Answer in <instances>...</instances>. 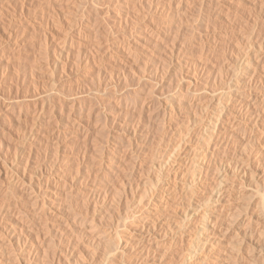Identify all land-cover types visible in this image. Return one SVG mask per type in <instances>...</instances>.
I'll return each instance as SVG.
<instances>
[{
  "label": "bare ground",
  "instance_id": "6f19581e",
  "mask_svg": "<svg viewBox=\"0 0 264 264\" xmlns=\"http://www.w3.org/2000/svg\"><path fill=\"white\" fill-rule=\"evenodd\" d=\"M120 1L79 0L76 5L71 0H0V118L22 121L14 154L0 164V187L6 182L0 195V264H63L65 260L67 264H264V0H225L227 5L221 0L137 2L142 5L146 1V8L118 6ZM210 6L215 16L207 12ZM30 7L36 8L33 20L25 19V24L17 21L20 10L21 14H31ZM44 16L51 17V25L61 16L68 21L60 39L52 44L56 52L53 60L46 52L44 57L37 56L40 48L38 53H30L40 47L37 40L34 43L38 46H31L34 49L27 45L30 34L40 25L39 18ZM194 20L204 23L207 30L200 26L206 30L201 32ZM104 22L110 31H105ZM191 28L200 31L198 38L196 29L193 33ZM103 29L114 38L107 41ZM190 29L194 34L191 37L198 39V54L191 57L184 55V39L180 44L174 40ZM90 34H95L97 43L104 34L106 43L94 46L91 54L86 48L73 59V38L77 35L78 40L82 36L87 40ZM143 41L156 49L151 45L144 49L139 44ZM137 47L153 59L142 75L137 73L146 82L137 92L138 104L132 102L133 108L148 113L147 120L140 115L146 120L147 131L132 120L122 126L117 123L123 131L111 132L116 121L112 111L127 112L122 109L131 104L125 103L126 91L122 86L123 91L119 90L120 84L114 82L119 91L112 83L111 90L103 87L93 93L83 87L70 88V95L63 97L68 108L65 116L60 114L43 130L42 121L55 97L29 101V91L24 86L19 88L22 81L20 85L15 81L21 74L16 73L19 67L12 68L15 61L22 63L24 54L33 57L30 74L38 70L57 74L71 64L77 71L95 64L94 59L100 57L99 61L112 60L114 71L111 64L107 68L112 74L132 75L139 63ZM11 69H16V75ZM26 74H22L23 79ZM172 80L176 85L173 83L174 91L169 90V94L164 88ZM92 87L88 90H94ZM101 117L105 119L103 125L98 123ZM110 119L115 121L110 123ZM94 126L98 128L95 131ZM104 127L105 137L101 135ZM93 132L111 141L103 146L100 137L103 144L99 142V154L94 151L90 157L88 152L89 164L86 158L84 165L90 169L77 165L86 174V185L82 180L81 187L77 180L84 173L71 169V165L63 167L62 146H67L63 144L70 137H80L88 145ZM8 133V127L0 126V143ZM110 133L112 139L108 138ZM43 140L54 155L51 161L48 153L49 166L43 162L46 170L38 169L37 160L32 159L33 143L44 144ZM4 166L7 169L1 171ZM78 194L83 203L74 207L71 203L79 200ZM63 201L66 204L62 205ZM50 239L60 243L52 253L47 251L50 245H45ZM81 250L84 254L79 258ZM47 254L51 257L46 262Z\"/></svg>",
  "mask_w": 264,
  "mask_h": 264
},
{
  "label": "rangeland",
  "instance_id": "374dc122",
  "mask_svg": "<svg viewBox=\"0 0 264 264\" xmlns=\"http://www.w3.org/2000/svg\"><path fill=\"white\" fill-rule=\"evenodd\" d=\"M72 2H73V4H76L77 5V3H78V1L77 0H71ZM81 1V0H80ZM104 1H107V0H104ZM133 1V2H132ZM139 0H121L120 2H118V6L120 5H123V4H128L131 8L132 7H134V8H137V7H141V6H144V8H146V5H144V4H146L145 2H143V4L142 5H140L139 3H137ZM228 1V0H227ZM227 1H225V0H221V3L222 2H225V5H227L226 4V2ZM140 2V1H139ZM133 3V4H132ZM79 4V3H78ZM96 4V3H95ZM135 4V5H134ZM138 6H137V5ZM136 6V7H135ZM209 8V7H208ZM29 9V12H31V14L30 13H28L27 14V12L25 13V12H23L24 13V15H23V13L21 14V10H20V12L18 13V15L16 16V19H17V21H20L21 22V20H22V23L23 24H25V22H26V20L28 21V20H33V18L35 17L34 16V14H35V9L36 8H33V7H30V8H28ZM24 10V9H23ZM31 10V11H30ZM47 10V9H46ZM210 10V11H209ZM207 12H212L213 13V11H212V9H211V6H210V9H208V11ZM19 14H21L20 15V18H19ZM212 15H214V13L212 14ZM12 16V15H11ZM215 16V15H214ZM23 18V19H22ZM29 18V19H28ZM39 18V17H38ZM46 18H48V17H41V18H39V19H42V20H39L38 22H39V24L40 25H38L37 26V28L35 29V30H33V32H35L36 33V35H35V33L33 34V36H32V33L30 34V37H29V39H31L33 42H31V40H29L28 39V42H27V45L29 46V49L30 50H32V49H34L35 47H37L38 46V44H36V43H34V42H37L38 41V43L40 44L41 43V45H43V46H45V47H43L42 49H41V45H40V47L38 46V48H35L33 51H30V53L31 52H34V51H36V50H38L39 51V48H40V54L38 53V51H36V53H38L37 54V56H39V55H41V56H46V55H44L45 54V52H46V54H47V57H48V59H50V60H53L54 58V56L56 55V52H55V49H54V47L55 46H53L54 45V43H56L57 42V40L58 39H60L59 37H60V35H61V31H64V29H65V27H67V25L66 24H68V21H66V16H61L60 18H61V20H64V21H62V23H61V20L60 21H58V22H60V24L58 23V22H56V23H53V24H56L55 26L52 24H50V23H52V21H50V18H48L49 20H47ZM19 19V20H18ZM26 19V20H25ZM47 20V21H46ZM52 20V19H51ZM47 22V25H45V27H44V24H46V22ZM66 21V22H65ZM195 21H196V23H195ZM40 22H42V23H40ZM141 21H139V23H140ZM30 23V22H29ZM106 22H104V24H105ZM141 23H143V21L141 22ZM199 23H201V22H199V20H194V24H196L195 26L202 32H205L206 30H207V26H204V23L201 25V24H199ZM43 24V25H42ZM144 24V23H143ZM143 24H140V25H143ZM193 24V23H192ZM199 24V25H198ZM206 25V24H205ZM47 26V27H46ZM51 28H50V27ZM65 26V27H64ZM105 26H106V29H105V31L106 30H109V28H108V26H107V24H105ZM204 27V28H206V30L204 29V28H201V27ZM54 27V28H53ZM194 27V26H193ZM39 28H40V30H39ZM47 28H48V30H49V32H48V30H47ZM108 28V29H107ZM197 28H191V29H193V33H195L196 32V34H195V36L198 38V34H199V32L200 31H197ZM42 29V30H41ZM44 29V30H43ZM104 29H103V31H102V33H104ZM190 29V30H191ZM196 29V30H195ZM203 29V30H202ZM38 30V31H37ZM47 30V34L46 33H44L43 34V31L45 32ZM51 30H56V31H51ZM194 30H195V32H194ZM110 31V30H109ZM106 32V33H104V34H102L101 35V38H98L100 41H99V43H102V44H104V43H106V39H107V41L109 40V39H111L112 40V38H114V34L112 33H110V32ZM50 32H52V33H50ZM56 32H57V34H56ZM187 32H189V35L187 34ZM192 33V30L191 31H189V30H186V32H184V36H183V33L181 34V35H179V39L178 38H175L174 40H176L175 42H177V43H179L180 44V42L182 41L183 42V44L185 43V50H184V52H185V54H184V52H183V54L185 55V56H194V55H196V54H198V46H197V42L196 41H198V39L194 36L193 38L191 37V33ZM198 32V33H197ZM40 33V34H39ZM49 33V34H48ZM55 33V34H54ZM38 34V35H37ZM188 36H186V35ZM35 35V36H34ZM41 35H42V37H41ZM43 35H45V36H43ZM47 35L49 36V37H47ZM94 35L95 34H90V35H88V39L86 40V39H83V37L84 36H82L81 38H80V40H82V41H80V40H78L79 38H75V37H78L77 35L73 38V42H71V44L70 45H72L71 46V53H70V55L72 56V58L74 59H77L78 58V55H79V53L82 51H84L85 52V49H86V52L87 53H90L91 54V49L94 47V46H96L97 44H99V43H97L98 42V40H96L97 38H96V36H95V40L93 39L94 38ZM103 35L105 36V37H107L106 39L103 37ZM107 35V36H106ZM108 35H110V37L108 36ZM194 35V34H193ZM192 35V36H193ZM32 36V37H31ZM38 36V37H37ZM40 36V37H39ZM53 36V37H52ZM93 36V37H92ZM181 36H183L182 37V39H180V37ZM46 39H45V38ZM91 37V38H90ZM103 37V38H102ZM185 37H187L186 39H185ZM36 38V39H35ZM85 38H87V37H85ZM92 40H90V39ZM44 39L45 40H47L46 41V43H45V41H44ZM37 40V41H36ZM51 40V41H50ZM86 40V41H85ZM104 40H105V42H104ZM188 40V41H187ZM41 41V42H40ZM42 41H43V44H42ZM90 41V42H89ZM32 44H31V43ZM48 42V43H47ZM80 42V43H79ZM96 42V43H95ZM34 43V44H33ZM142 43H146L145 45L144 44H142ZM149 43V44H148ZM195 43V44H194ZM47 44H48V47H47ZM51 46H50V45ZM53 44V45H52ZM141 46L143 45L144 46V49H145V47H149L150 45L152 46V44L150 43V42H145V41H143V42H141V43H139ZM147 44H148V46H147ZM194 44V45H193ZM34 45V48H32L31 46H33ZM77 45V46H76ZM81 47V49H80V47ZM139 46V45H138ZM150 46V47H151ZM190 46V48H188ZM192 46V47H191ZM47 47V48H46ZM53 47V48H52ZM82 47L84 48L83 50H82ZM155 48L156 49V46H152V48ZM187 47V48H186ZM193 47H194V49L197 51H195L194 49H193ZM196 47H197V49H196ZM32 48V49H31ZM50 48V49H49ZM76 48V49H75ZM138 49H136L137 50V54H138V62L139 63H137V68L139 69V67H140V73H139V70L136 68V71L137 72H134L132 75L130 74H127V75H120L119 73H117V71L116 72H114V74H112L111 73V71H109L108 69V66L109 67H111V70L112 71H114L113 70V66H114V64L113 63H110V61L109 60H111V59H109V58H105L106 60H104L103 58H101V59H103V61L102 60H100L99 61V58H97V60L96 59H94V61H95V64L93 63L94 61H92V63L94 64H91V66H88V67H81L79 70H77L76 68V70L77 71H73L74 69H72V68H74V66H72V64L70 65V66H72V67H67L66 68V71L64 70H62V71H58L57 72V74L55 73V74H51V73H49V71H45V70H38V71H35L33 74H30V72H31V66H32V61H33V57L30 55V54H28V56L26 55V57H24V55H23V59H22V63L25 65H22L21 66V68H20V64H22V63H20L19 65L16 63V61H15V64L14 65H12V68L14 69L16 66H17V68H18V70H19V72H18V70H17V74L19 73H21L20 75H16V73L14 74V71L17 69H15V70H12L11 69V72H13V74L14 75H16L15 77H17L18 79H16L15 80V77L13 78V74H12V80H15L16 82H17V84L18 85H20L19 83L22 81V85H20V89L22 88H24L25 87V91H29V95H33V96H30L31 98H29V95H28V93L26 92V94L28 95V99H29V101H32L33 99H38V98H43V96H45V97H47L48 95V97L50 98V100H53L52 98H54L55 97V99H54V101H52L53 103H55V105H54V107H53V103L51 102V104H50V107H49V110H51V112L49 111V110H47V112H46V117H45V120H44V122L42 121V127H44V128H42L41 127V129H43V130H46L47 128H48V125L49 124H51V122H53L55 119L54 118H57V116H59L60 117V114H62V115H64L65 116V114H66V111H68V108H66L67 107V105H66V103L64 102L63 103V97L65 96H68V95H70V88L72 89V88H74L75 86L77 87H83V88H85V91L86 92H95V91H97L98 89H100V88H107V91H109V90H111L112 88H113V85L115 84L116 86H117V84H120V87L119 86H117L118 87V89L119 90H122L121 88L123 87V90L124 91H126V92H123L124 93V95H125V99H124V101H125V103L127 102V103H131L128 107L129 108H127V107H123V109L122 110H124V108H126V111L127 112H125V110L122 112H120V113H118V112H116V113H114L115 111H112L113 112V117H112V119H115V120H112V119H110L111 120V122L110 123H113V121H115L113 124V128L111 129L112 131L111 132H115V133H117V132H119L120 130H122L123 131V128L121 127H119V126H122L123 124H127V123H129V124H131L133 121L132 120H134V123L135 122H139L138 124L137 123H135L134 125H138V126H142V129L143 130H145V131H147L146 129H148V127H147V125H146V123H145V121L148 119V113L145 111H140L139 109H136V108H133V106H132V102H133V104H135V102L138 100V98H139V93H137L138 91H140V88H141V86L140 85H143V83L145 84V82L146 81H144L145 79H140L141 77H139L138 75L139 74H141L142 73V71L144 70L145 71V69L147 70V68L149 67V65H151L152 63H153V59H152V57H150L149 55H146L145 53H144V49H142L141 47H137ZM153 48V49H154ZM45 49H48V50H46L45 51ZM54 49V50H53ZM94 49V48H93ZM92 49V50H93ZM189 49H191V50H189ZM193 49V50H192ZM41 50L42 51H44V53L43 52H41ZM80 50V51H79ZM87 50H89V51H87ZM187 50V51H186ZM49 51V52H48ZM52 51H54V52H52ZM159 51V50H158ZM190 51V52H189ZM141 52V53H140ZM161 52V51H160ZM51 55H50V54ZM116 53V52H115ZM49 54V55H48ZM54 54V55H53ZM117 54H118V52H117ZM139 54H141V56H139ZM74 55V56H73ZM77 55V57H75ZM118 55H122V54H118ZM32 57V59H31V57ZM41 56L40 57H38V58H41ZM123 56V55H122ZM28 57V58H27ZM52 57V58H51ZM144 57V58H143ZM25 58V59H24ZM27 58V59H26ZM147 58V59H146ZM149 58H151V60L149 59ZM28 59H29V61H28ZM143 59V60H142ZM146 60V61H145ZM148 60V61H147ZM150 60V61H149ZM97 61V62H96ZM152 61V62H151ZM32 62V63H31ZM101 62V63H100ZM109 62V63H108ZM111 62H112V60H111ZM147 62V63H146ZM148 62H151V63H148ZM26 63H27V65H26ZM30 63V64H29ZM103 63V64H102ZM106 63V64H105ZM13 64V63H12ZM17 64V65H16ZM144 64V65H143ZM149 64V65H148ZM165 65V67L167 66V63H165V64H163V66ZM26 66H28V67H26ZM93 66V67H92ZM107 66V67H106ZM25 68L26 70H29V72L26 74V72L24 71L25 69H22V68ZM28 68V69H27ZM68 68H70V69H68ZM108 68V69H107ZM141 68H142V70H141ZM167 68V67H166ZM166 68H164V69H166ZM72 69V70H71ZM22 72H21V71ZM108 71V72H107ZM144 71H143V73H144ZM38 72V73H37ZM73 72H75L76 74H74ZM78 72V73H77ZM109 72L112 74V77L115 79V80H113V78L112 77H110V75L111 74H109ZM42 73H44V74H42ZM48 73L50 74V75H52L51 77H50V75H48ZM100 73V74H99ZM107 75H106V74ZM137 73H138V75H137ZM25 75L26 74V76L24 77V79H23V75ZM99 74V75H98ZM118 74H119V76H118ZM33 75H34V77H33ZM37 75H38V77H37ZM44 77H43V76ZM103 75V76H102ZM135 75V76H134ZM142 75V74H141ZM42 76V77H41ZM80 76V77H79ZM104 76H107V77H105L104 78ZM115 76H117V77H119L118 79H117V77L115 78ZM121 76H122V78H121ZM127 78H126V77ZM21 77H22V79H21ZM29 77V78H28ZM46 77V78H45ZM50 77V78H49ZM53 77V78H52ZM76 77V78H75ZM101 77V78H100ZM108 77H110V78H112V79H110V78H108ZM128 77H129V79H128ZM132 77H134L133 79H132ZM139 77V78H138ZM30 78H31V80H30ZM32 78H35V79H33V80H35V82L32 80ZM98 78V79H97ZM126 79V81L124 82V80ZM138 78V79H137ZM21 79V80H20ZM27 79V80H26ZM102 79V80H101ZM107 79H110V81L108 80V84L106 83V80ZM119 79H121V81L119 80ZM129 81H128V80ZM11 80V79H10ZM18 80V81H17ZM25 80V81H24ZM123 80V81H122ZM138 80H140L139 81V84H138V82L137 81ZM20 81V82H19ZM118 81V82H117ZM25 82V83H24ZM33 82V83H32ZM47 82V83H46ZM75 82V83H74ZM78 82V83H77ZM104 82L106 83V85H108V87L104 84ZM110 82V83H109ZM113 82H114V84H113ZM128 82H129V84H128ZM132 82V83H131ZM137 82V83H136ZM142 82V83H141ZM74 83V84H73ZM81 83V84H80ZM113 85H112V84ZM121 83H125V85L126 86H124L123 84H121ZM127 83V84H126ZM172 84V86L170 85V81H168L167 82V84L165 85V90H167L168 91V93L170 92V91H174V84L173 83H175V80H174V82H173V80H172V82H171ZM72 84V85H71ZM133 84V85H132ZM137 84V85H136ZM96 85V86H95ZM101 86V87H98V86ZM103 85V86H102ZM110 85V86H109ZM114 85V87L116 88V90H118L117 89V87ZM129 87H128V86ZM175 85H176V83H175ZM24 86V87H23ZM36 86V87H35ZM49 86V87H48ZM93 86V87H92ZM122 86V87H121ZM27 87H28V89H29V87H31L29 90H27ZM63 87V88H62ZM88 87H92V88H94V90L93 89H91V90H88ZM98 87V88H97ZM112 87V88H111ZM124 87H127V90L128 91H131V92H127V90H126V88L124 89ZM139 87V88H138ZM68 88V89H67ZM83 88H81V89H83ZM110 88V89H109ZM136 88V89H135ZM61 89V90H60ZM90 89V88H89ZM96 89V90H95ZM139 89V90H138ZM84 90V89H83ZM118 90V91H119ZM122 90V91H123ZM136 90V91H135ZM170 90V91H169ZM23 91V90H22ZM25 91H23L24 93H25ZM33 91H34V93H33ZM68 91V92H67ZM92 92V93H93ZM62 93V94H61ZM69 93V94H68ZM56 94V95H55ZM58 94V95H57ZM60 94V95H59ZM64 94V95H63ZM130 94H132V95H130ZM169 94H171V92L169 93ZM54 97H53V96ZM126 95H127V98H126ZM131 97H130V96ZM52 96V97H51ZM61 96H62V98H61ZM60 98V99H59ZM59 100H61L60 102H58ZM136 100V101H135ZM57 104V105H56ZM64 104V105H63ZM136 104H138V101L136 102ZM141 104L139 103V106H140ZM58 106V107H57ZM53 107V108H52ZM128 109L130 110V111H128ZM132 109H135V110H137V112L138 111H140L141 112V114L138 112L137 114H136V111L135 110H132ZM135 111V112H134ZM50 112V113H49ZM57 112V113H56ZM58 112H60V113H58ZM131 112V113H130ZM134 112V113H133ZM53 113V114H52ZM147 113V114H146ZM50 115L51 117H52V119H49L48 117H50V116H47V115ZM59 114V115H58ZM135 114V115H134ZM55 115V116H54ZM140 115H142V117L145 115V118L144 119H146V120H144L143 118H141V116ZM127 117V119H126V117ZM140 117V119H139V121H137L138 120V117ZM50 117V118H51ZM47 118H48V120H47ZM102 118V117H101ZM101 118H100V120H101ZM121 118H125V119H123V120H125L124 122H123V120H121ZM129 118V119H128ZM135 118V119H134ZM2 119V117L0 118V126H4L5 128H7L8 127V130H9V133H8V136L6 135V137L8 138H6L5 136L3 137L4 138V140H3V142H1L0 143V145H1V150H0V156H1V158H0V164H1V162H3L4 160H8V158L10 157H12V154H14L13 152L16 150V148H15V145H14V141H15V139H18V138H20L21 137V131H22V127H21V124H22V121H14L15 120V118H6L5 117V119H8V120H10V119H12V122H11V120L10 121H8V120H1ZM137 119V120H136ZM141 119H143L142 121H140ZM49 120H50V122H49ZM99 120V124L101 123L102 125L105 123V119L104 118H102V122ZM130 120V121H129ZM14 121V122H13ZM104 121V122H103ZM132 121V122H131ZM17 122V123H16ZM49 122V123H48ZM123 122V123H122ZM10 123V124H9ZM43 123H47V124H43ZM117 123H118V125L119 126H117ZM144 123H145V125H146V127H144ZM4 124V125H3ZM13 126H12V125ZM19 124V125H18ZM116 124V125H115ZM122 124V125H121ZM9 125V126H8ZM17 125V126H16ZM111 125V124H110ZM133 125V124H132ZM15 126V127H14ZM18 126H20V127H18ZM124 126H126V125H124ZM115 127H118V128H115ZM10 128V129H9ZM94 128V131L96 130V129H98L97 127H93ZM106 127H104V133L103 132H101V135H106L107 136V130L105 129ZM141 128V127H140ZM14 129V130H13ZM11 130V131H10ZM117 130V131H116ZM100 132H96V134L93 132V136L91 137L92 139H93V141L91 142V140H90V144L92 145H90L89 143H88V145H84V143H86V142H84V140L82 139V138H80V137H77V138H79V139H77V138H75V137H70L69 139H70V141H69V139H67V140H65L64 141V144L63 145H67L66 147H63L62 146V151L63 152H61L62 153V155L61 156H63L62 158V165H63V167L65 166V167H70V165H71V169H80V170H82V169H85V166L87 165V163H88V160H89V158L90 157H92V155L93 154H90V153H93L94 151V154L96 155V154H99V152H100V149H98V147L99 148H102V145L101 144H103V141L105 140V138L103 139V136L101 137V135H100V137L103 139V141L101 140V142H100V137H98V136H96V135H98ZM94 134H95V136H94ZM109 136H110V138H109ZM93 137H97L98 138V140L99 141H97V139H95V138H93ZM105 137V136H104ZM112 137H113V135L110 133L109 135H108V138L109 139H112ZM73 139V141H74V139L76 140H79V141H74V142H71V140ZM80 139L81 140H83V141H80ZM107 139V138H106ZM45 140V139H44ZM43 140V141H44ZM111 140H109V141H104L105 142V144L103 145V146H105V145H107V143L106 142H108V144H109V142H110ZM5 142V143H4ZM38 142V141H37ZM42 142V141H41ZM41 142H39V144H36L37 146H34L35 144L33 143V147H32V159H33V162H35L36 160V164L38 163V169H39V167L42 169V170H46V168H47V165L49 166V164L48 163H50L54 158V155L53 156H51L52 154V152L51 151H49V145L47 146L46 145V143H45V141H44V144H43V142L41 143ZM69 142H71V143H69ZM81 142H83V143H81ZM101 144H100V143ZM72 143H74L73 144V146H72ZM95 143H96V145H95ZM3 144V145H2ZM9 146H8V145ZM12 144V145H11ZM40 144H41V146H40ZM69 144V145H68ZM79 144V145H78ZM99 146H98V145ZM5 145V146H4ZM10 146H12V149H11V147ZM38 146H39V148H38ZM86 146V147H85ZM94 146H96V147H94ZM101 146V147H100ZM7 147V148H6ZM42 147H45V148H42ZM46 147H49V148H46ZM85 147V148H84ZM94 147V148H93ZM14 148H15V150H14ZM36 148V149H35ZM66 148H68V150L66 149ZM9 151H7V150ZM38 149V150H37ZM43 149V150H42ZM45 149V150H44ZM66 149V151H64ZM77 149V151H75ZM81 149V150H80ZM91 149V150H90ZM93 149H95V150H93ZM35 152H34V151ZM38 152H37V151ZM48 150V151H47ZM51 150V149H50ZM70 150V151H69ZM72 150V151H71ZM98 150H99V152H98ZM2 151V152H1ZM40 151V152H39ZM44 151V152H43ZM80 151V152H79ZM86 151V152H85ZM90 151V152H89ZM7 153V155H6V153ZM83 152V153H82ZM85 152V153H84ZM88 152H89V156H87L88 155ZM4 153V154H3ZM46 153V154H45ZM48 153L50 154L49 156L50 157H52V159H50V157L48 156ZM70 153V154H69ZM74 153V154H73ZM77 153V154H76ZM11 154V155H10ZM64 154V155H63ZM66 155H67V159L65 158L66 157ZM72 157H71V156ZM75 155H76V157H75ZM78 155V156H77ZM84 155H86V156H83ZM7 157L6 159H4L5 157ZM37 156V157H36ZM46 156H47V158H46ZM65 156V157H64ZM79 156H82V157H79ZM94 156V155H93ZM97 156V155H96ZM68 157H70L71 159H72V161L70 162V158H68ZM9 158V159H10ZM34 158H36L35 160H34ZM39 158V159H38ZM43 158H44V160H43ZM65 158V159H64ZM81 158H83V159H81ZM86 158H88V159H86ZM46 159V160H45ZM51 161H50V160ZM76 159V160H75ZM79 159H81V160H79ZM86 159V160H85ZM3 160V161H2ZM39 160V161H38ZM49 160V161H48ZM64 160L66 161V162H64ZM79 160V161H78ZM84 160H85V162H87V163H85L84 162ZM41 161V162H40ZM48 161V162H47ZM69 163H68V162ZM82 161V162H81ZM43 162H46V164L45 163H43ZM79 162V163H78ZM40 163V164H39ZM41 163H42V165H41ZM63 163H66V165L65 164H63ZM67 163H68V166H67ZM84 163L86 164V165H84ZM35 164V165H36ZM44 164H45V166H44ZM84 165V166H82V165ZM89 164V163H88ZM6 165V164H5ZM77 165H79L81 168H79V166H78V168H77ZM37 166V165H36ZM45 167V169L44 168H42V167ZM75 166V167H74ZM1 167V166H0ZM84 167V168H83ZM7 169L6 168V166H4V167H2V170L1 171H5V170H3V169ZM37 168V167H36ZM86 168H88V169H90L88 166H86ZM86 170V169H85ZM85 170H82L83 171V178L81 177V179H78L77 180V182H78V184H79V186H81V187H83V185L85 186L86 185V179L84 178L85 177ZM79 171V170H78ZM77 170L76 171H74L75 173H77L78 172ZM81 171V172H82ZM80 172V171H79ZM88 171H86V173H87ZM80 174V173H79ZM3 177V176H2ZM82 180H83V183L85 182V184H83L82 183ZM85 180V181H84ZM7 181V180H6ZM81 181V182H80ZM2 186H4V187H0V195H1V192L6 188V182L4 181V182H2ZM83 184V185H82ZM78 186L76 185L75 186V188H77ZM3 188V190H1ZM13 193V192H12ZM11 193V194H12ZM12 195H14V194H12ZM79 195L80 194H78V197H79ZM16 196V195H15ZM14 196V197H15ZM77 197V195H76V198H78ZM80 197H81V195H80ZM79 197V200H77L76 201V199H75V201L73 202V203H71V204H73L74 205V207L80 202L81 203V205H82V203H83V198L81 199ZM1 198H2V196H1ZM0 198V200H2ZM15 198H19V196H17V197H15ZM81 199V200H80ZM66 204V202H62V205L63 204ZM68 203V202H67ZM80 203L78 204V205H80ZM81 205H80V207H81ZM77 207V206H76ZM79 207V208H80ZM27 214V213H26ZM25 215V214H24ZM27 216H28V214H27ZM27 216H25V217H27ZM51 220H54V219H51ZM49 222H50V220H48ZM50 223H52V221L50 222ZM53 223H55L56 224V226L58 225V221H57V223H56V221L54 220L53 221ZM52 223V225H55V224H53ZM56 232H57V230H56ZM55 232L53 231V234H54ZM67 237V236H66ZM51 240V239H50ZM49 240V241H50ZM48 241V242H49ZM53 240H51L48 244H45V245H50V247L49 248H47L48 250V252H49V249H50V253H52L53 252V250L54 249H56L57 248V246L55 245L57 242L55 241H53L54 242V244H53V242H52ZM57 245L58 246H60V243L58 242L57 243ZM48 246H46V247H48ZM54 246H56V247H54ZM51 247H54V248H51ZM84 249V247H81V249ZM52 249V250H51ZM52 251V252H51ZM47 252V253H48ZM81 252H83V253H81ZM81 255L79 254V258H81V256L84 254V250L82 251L81 250ZM49 255V256H48ZM47 256L49 257V259H48V257H46V258H44V259H46L45 261L47 262V261H49L50 260V257H51V255L50 254H47ZM83 258V257H82ZM48 259V260H47ZM63 260V259H62ZM61 260V261H62ZM65 260V259H64ZM66 261V260H65ZM64 261V263H66L67 264V262H65ZM81 261H79V262H77L78 264H81L80 263ZM60 263H62V262H60ZM63 263V264H64ZM75 264V263H74ZM83 264V263H82Z\"/></svg>",
  "mask_w": 264,
  "mask_h": 264
}]
</instances>
